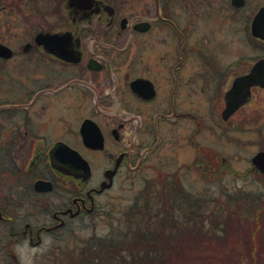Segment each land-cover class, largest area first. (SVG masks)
<instances>
[{
  "label": "flooded vegetation",
  "instance_id": "1",
  "mask_svg": "<svg viewBox=\"0 0 264 264\" xmlns=\"http://www.w3.org/2000/svg\"><path fill=\"white\" fill-rule=\"evenodd\" d=\"M196 3L214 7L219 21L240 23L260 45L244 68L234 61L224 70L232 79L219 94L220 127L254 89L264 90L251 86L247 102L222 119L233 80L264 58V39L252 32L254 23L264 24V0H147L131 13L115 0L83 7L60 0L49 28L16 49L0 41L10 50L0 56V264H22L24 246L41 247L77 219L101 212L109 191L139 182L162 147L178 140L174 130L186 119L196 128L186 139L198 174L215 180L220 163L229 167L219 151L196 141L200 119L184 112L187 33L173 9ZM38 33L52 37L36 43ZM258 152L264 149L251 158ZM158 175L145 181L147 192L179 181Z\"/></svg>",
  "mask_w": 264,
  "mask_h": 264
},
{
  "label": "rangeland",
  "instance_id": "2",
  "mask_svg": "<svg viewBox=\"0 0 264 264\" xmlns=\"http://www.w3.org/2000/svg\"><path fill=\"white\" fill-rule=\"evenodd\" d=\"M59 1L0 0V41L16 49L26 38L30 40L37 31L49 28L56 17L53 14L58 10ZM115 2L124 13L143 9V4L147 6V0ZM208 7L196 3L184 10L181 7L173 9L178 24L187 33L184 112L200 119L196 141L219 151L230 171L220 173L215 180H207L192 167L194 148L186 138L196 128L190 119H186L184 126L174 130L178 140L162 147L159 158L141 172L139 182L116 185L103 201L101 212L77 219L52 242L48 240L35 249L24 246L19 251L22 264H80L97 239L125 229L126 220L132 212H139L146 206L151 190V197H155L159 185L150 186L151 190L147 192L148 184L145 181L151 183L154 177L159 176L158 173L178 176L184 192L189 196L187 201L184 200L183 212H194L190 218L203 230L213 229L217 225L218 212H237L239 217L251 218L253 212L260 210L264 201V184L250 172V158L258 150L264 149V90L254 89L249 102L226 124L219 127L216 121L222 105L219 94L222 95L232 79V75L224 72L225 68L234 61L244 68L258 57L260 45L249 40L243 25L227 18L217 20L213 16L214 7ZM219 77L222 79L218 80ZM147 208L146 212L161 210L155 203ZM185 214L184 225L188 217ZM216 228L220 231L221 225ZM236 237L221 245L212 243L196 248L193 253L200 255L199 260H195L191 253V261L187 263L222 264L227 258L238 257L240 264H247L241 254L242 242ZM261 257L260 264H264L263 252Z\"/></svg>",
  "mask_w": 264,
  "mask_h": 264
},
{
  "label": "trees",
  "instance_id": "3",
  "mask_svg": "<svg viewBox=\"0 0 264 264\" xmlns=\"http://www.w3.org/2000/svg\"><path fill=\"white\" fill-rule=\"evenodd\" d=\"M197 163L194 166L199 171ZM220 166V173L230 171L228 166L221 163ZM250 172L264 184V177L260 173L256 170ZM150 192L146 206L139 212H132L126 220L125 229L97 239L80 264H177L175 261L188 264L191 261L189 254L196 248L212 243L221 245L234 236L242 242L241 254L247 264L261 263V252L264 253V201L259 210L261 212H253L251 218L239 217L237 212H218L217 225L213 229L203 230L190 218L194 212H183L184 200L187 201L189 196L179 181L159 186L156 198L151 197ZM152 203L160 206L161 210L146 212L147 206ZM184 214L188 215L185 225ZM219 224L220 231L216 228ZM193 255L195 260H199L200 255ZM237 258H227L222 264H240Z\"/></svg>",
  "mask_w": 264,
  "mask_h": 264
},
{
  "label": "water",
  "instance_id": "4",
  "mask_svg": "<svg viewBox=\"0 0 264 264\" xmlns=\"http://www.w3.org/2000/svg\"><path fill=\"white\" fill-rule=\"evenodd\" d=\"M81 7L88 5L92 0H71ZM162 2V0H160ZM258 19V18H257ZM257 22V21H256ZM252 32L255 37L264 39V24L254 23ZM52 35L38 33L35 36L36 43L45 38L50 39ZM0 56L9 57L10 50L0 44ZM253 85L264 86V58L257 61L247 74L235 78L231 87L224 94L225 107L222 111V119L226 120L236 109L247 102L250 87ZM251 164L261 174H264V152H258L251 158Z\"/></svg>",
  "mask_w": 264,
  "mask_h": 264
}]
</instances>
